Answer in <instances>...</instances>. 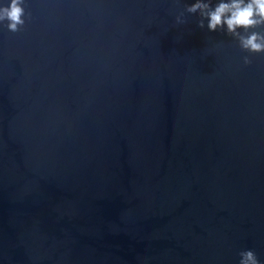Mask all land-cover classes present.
Segmentation results:
<instances>
[{
	"label": "water",
	"instance_id": "water-1",
	"mask_svg": "<svg viewBox=\"0 0 264 264\" xmlns=\"http://www.w3.org/2000/svg\"><path fill=\"white\" fill-rule=\"evenodd\" d=\"M194 2L0 24V264H264V54Z\"/></svg>",
	"mask_w": 264,
	"mask_h": 264
},
{
	"label": "clouds",
	"instance_id": "clouds-1",
	"mask_svg": "<svg viewBox=\"0 0 264 264\" xmlns=\"http://www.w3.org/2000/svg\"><path fill=\"white\" fill-rule=\"evenodd\" d=\"M26 0H6L0 4V24L17 33L26 25L30 14L26 12ZM188 14L200 17L199 28L211 32H222L235 38L240 48L251 55L264 54V0H195L186 6ZM177 24L186 23L184 13L176 17ZM249 56L243 58L245 65H251ZM240 264H259L258 257L252 250L240 253Z\"/></svg>",
	"mask_w": 264,
	"mask_h": 264
}]
</instances>
